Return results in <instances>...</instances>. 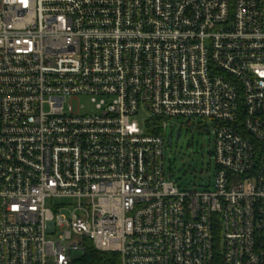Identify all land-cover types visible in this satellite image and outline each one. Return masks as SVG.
Returning a JSON list of instances; mask_svg holds the SVG:
<instances>
[{
    "label": "built area",
    "instance_id": "2783aa9c",
    "mask_svg": "<svg viewBox=\"0 0 264 264\" xmlns=\"http://www.w3.org/2000/svg\"><path fill=\"white\" fill-rule=\"evenodd\" d=\"M194 123L214 182L180 189L167 131ZM86 242L264 264V0H0V264H73Z\"/></svg>",
    "mask_w": 264,
    "mask_h": 264
},
{
    "label": "rangeland",
    "instance_id": "374dc122",
    "mask_svg": "<svg viewBox=\"0 0 264 264\" xmlns=\"http://www.w3.org/2000/svg\"><path fill=\"white\" fill-rule=\"evenodd\" d=\"M100 99H97V102ZM83 105L84 111L94 109L96 102L89 97H80L74 105ZM144 116L138 117L141 125ZM180 134L179 140L177 135ZM169 141H172L171 143ZM215 148V129L208 124V132L199 128L197 123L182 128H168L165 146L166 175L176 182L180 189H202L214 182L215 172L213 152ZM63 214L70 217L71 211Z\"/></svg>",
    "mask_w": 264,
    "mask_h": 264
},
{
    "label": "trees",
    "instance_id": "16d2710c",
    "mask_svg": "<svg viewBox=\"0 0 264 264\" xmlns=\"http://www.w3.org/2000/svg\"><path fill=\"white\" fill-rule=\"evenodd\" d=\"M151 133L157 134L158 131ZM73 264H119V255L97 251L90 242H86L84 252Z\"/></svg>",
    "mask_w": 264,
    "mask_h": 264
},
{
    "label": "water",
    "instance_id": "95a60500",
    "mask_svg": "<svg viewBox=\"0 0 264 264\" xmlns=\"http://www.w3.org/2000/svg\"><path fill=\"white\" fill-rule=\"evenodd\" d=\"M179 138H180V134L177 135V140H179ZM169 142L171 143L172 141H169Z\"/></svg>",
    "mask_w": 264,
    "mask_h": 264
}]
</instances>
